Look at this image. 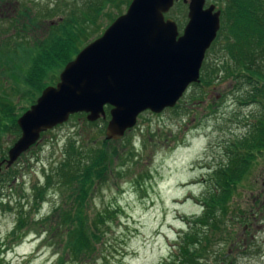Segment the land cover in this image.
<instances>
[{
  "label": "rangeland",
  "instance_id": "1",
  "mask_svg": "<svg viewBox=\"0 0 264 264\" xmlns=\"http://www.w3.org/2000/svg\"><path fill=\"white\" fill-rule=\"evenodd\" d=\"M93 1L97 0H0V93L5 90L10 98L20 99L21 106L30 108L35 104L42 92L31 89L33 104L32 99H24L26 89L21 92V69L23 64L27 67L33 54L26 50L20 53L16 45L19 29L23 30V41L28 47L41 42L48 45L53 39L51 25L60 29L62 16L66 18L71 11ZM131 2L117 0L115 5L106 7L98 19L99 25L92 27L95 35L90 42L126 13ZM224 2L207 0L206 6L215 4L220 9ZM48 9H54V13ZM188 13L189 4L177 0L165 18L173 19L182 34L189 21ZM13 47L16 51L11 50ZM222 47V39L213 43L205 60L211 65L228 60ZM62 71L49 72L46 87L56 85ZM243 78L240 73L231 72L212 85H191L174 108L141 114L136 126L118 143L103 144L110 106L106 108L107 119L90 122L84 113L47 131L17 160L15 166L20 172L16 181L0 182V200L6 205L0 208V264H55L62 255L50 222L37 230L26 224V237L19 242L12 240L11 233L20 213L38 220L51 216L54 208L65 201L69 191L53 185L51 180L44 200H39L38 207L35 204L47 175L65 158L70 140L86 149L117 148L122 158L116 164L125 160L126 166L121 174L114 172L107 182L98 185L90 198L89 219L117 211L107 224L101 225L103 235L96 252L84 261L69 260L68 264H161L175 257L179 237L189 230L186 217L203 215L205 205L201 200L208 198L213 172L228 161L229 144H243L244 138L264 127H259L264 125V82H259L254 90V85L244 83ZM30 93L27 90V96ZM249 94L255 97L247 99ZM240 98L245 100L241 102ZM18 138L8 134L5 147H12ZM262 148L255 151L253 165L234 190L225 225L208 250L209 264H264Z\"/></svg>",
  "mask_w": 264,
  "mask_h": 264
},
{
  "label": "trees",
  "instance_id": "2",
  "mask_svg": "<svg viewBox=\"0 0 264 264\" xmlns=\"http://www.w3.org/2000/svg\"><path fill=\"white\" fill-rule=\"evenodd\" d=\"M116 3L117 0H97L93 1V4L85 5L84 8L71 11L66 18L62 16L60 29L51 25V29H54L53 39L48 45H43L41 42V45L28 47L29 44L23 41V30L19 29L20 40L16 43L15 39L14 43L21 54L25 50L33 54L27 67L23 64L21 69L23 73L20 78L23 88L21 92L26 89L25 100L32 99V104L35 102L34 96L30 93L31 89L39 93L45 89V80L49 72L63 70L90 43V39L95 35L92 27L99 25L98 19L103 15L105 8ZM48 10L53 12L54 9ZM220 10L221 29L214 44L222 39L221 50L229 58L215 65L205 60L201 69V81L197 84L212 85L217 78L227 73L238 72L244 77L242 81L249 86L254 85L255 90L259 82H264V0H225ZM66 13L64 12L65 15ZM55 29L58 31L55 32ZM8 46L10 45L4 47ZM27 90L30 96H27ZM248 96L255 97L249 94L247 99ZM240 100L243 102L245 99L240 98ZM28 108L21 106L20 99L16 101L10 98L5 90L0 93V162L8 157L11 148L5 147V137L8 134L18 137L21 135L17 121ZM83 114H75L72 117ZM261 125L264 126L260 124L259 127ZM44 135L45 133L42 134ZM262 138H264V127L259 129L257 134L251 133L244 138L243 144L238 141L229 144V159L226 164L221 163L213 172L212 188L208 192V198L203 197L201 200L205 205L203 215L198 218L186 217L189 230L179 237L175 257L161 264H209L206 259L208 250L212 247L217 232L222 231L225 225L229 201L234 190L253 165L255 151L262 147L258 143ZM112 142L117 141L105 139L103 144L106 146ZM111 151L103 146L86 149L80 143L77 144V141L70 140L66 146L65 158L53 173L47 175V182L40 189L43 192L35 204L38 207L39 200H44V194L51 185V180L53 185L65 187L69 191L65 201L54 208L51 216L41 217L38 220L26 216V213H20L11 233L12 240L19 242L26 237V233L23 232L26 224L37 230L40 225L43 227L50 222L51 231L57 237V243L63 251L55 264H68L69 260L80 262L92 256L97 250V244L102 240L101 225L107 224L117 211L99 213L95 219H89L87 210L90 206V198L98 185L107 182L114 172L121 174L126 166L125 160L116 164V160L122 158V155L116 152L118 149L113 148ZM15 164L3 169L0 182L16 181L20 170ZM5 206L0 200V208ZM1 255L0 247V259Z\"/></svg>",
  "mask_w": 264,
  "mask_h": 264
},
{
  "label": "water",
  "instance_id": "3",
  "mask_svg": "<svg viewBox=\"0 0 264 264\" xmlns=\"http://www.w3.org/2000/svg\"><path fill=\"white\" fill-rule=\"evenodd\" d=\"M177 0H132L97 39L86 45L46 87L17 123L21 135L0 162L12 167L42 133L86 113L90 122L110 119L106 139L118 141L146 112L174 108L188 88L201 81L207 51L221 28V10L207 0L189 4L183 33L165 18Z\"/></svg>",
  "mask_w": 264,
  "mask_h": 264
},
{
  "label": "flooded vegetation",
  "instance_id": "4",
  "mask_svg": "<svg viewBox=\"0 0 264 264\" xmlns=\"http://www.w3.org/2000/svg\"><path fill=\"white\" fill-rule=\"evenodd\" d=\"M263 148L260 150L261 153L264 152V138H262L259 142H258Z\"/></svg>",
  "mask_w": 264,
  "mask_h": 264
}]
</instances>
